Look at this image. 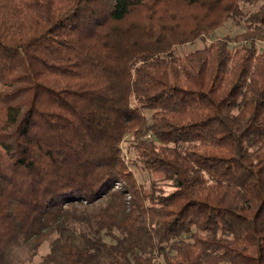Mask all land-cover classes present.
Segmentation results:
<instances>
[{"label": "trees", "instance_id": "obj_1", "mask_svg": "<svg viewBox=\"0 0 264 264\" xmlns=\"http://www.w3.org/2000/svg\"><path fill=\"white\" fill-rule=\"evenodd\" d=\"M241 1L0 0V264H264V0L174 54Z\"/></svg>", "mask_w": 264, "mask_h": 264}, {"label": "rangeland", "instance_id": "obj_2", "mask_svg": "<svg viewBox=\"0 0 264 264\" xmlns=\"http://www.w3.org/2000/svg\"><path fill=\"white\" fill-rule=\"evenodd\" d=\"M241 1L240 7L244 16L239 20H226L222 26L212 32L205 41H196L191 44H187L185 46H178L174 49V54L177 56H184L185 54L195 50L196 48L202 47L204 44L209 43L215 39L228 37L234 38L236 35L240 33H244L247 30V18L259 11L260 2L259 1ZM256 48L258 51H264V41H257ZM149 115V113H147ZM126 138V140L121 144V149L124 157L127 160L134 159L136 153L133 148L130 146V142ZM136 176V179L139 183H144L148 185V182L154 177L153 175L147 173L146 171L140 169L139 167L131 168ZM103 240L107 242H114V240L106 235L103 236ZM50 251V246L47 242H44L39 249H37L36 254L32 255L28 249L18 248L12 254V261L15 264H40L43 257L47 255Z\"/></svg>", "mask_w": 264, "mask_h": 264}, {"label": "built area", "instance_id": "obj_3", "mask_svg": "<svg viewBox=\"0 0 264 264\" xmlns=\"http://www.w3.org/2000/svg\"><path fill=\"white\" fill-rule=\"evenodd\" d=\"M148 137H150V135H147Z\"/></svg>", "mask_w": 264, "mask_h": 264}]
</instances>
